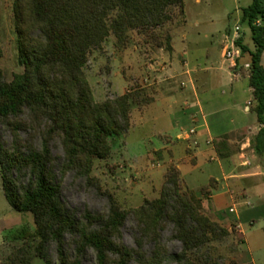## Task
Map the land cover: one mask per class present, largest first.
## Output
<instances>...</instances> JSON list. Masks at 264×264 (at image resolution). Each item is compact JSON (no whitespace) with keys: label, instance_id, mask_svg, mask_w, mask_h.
Wrapping results in <instances>:
<instances>
[{"label":"trees","instance_id":"16d2710c","mask_svg":"<svg viewBox=\"0 0 264 264\" xmlns=\"http://www.w3.org/2000/svg\"><path fill=\"white\" fill-rule=\"evenodd\" d=\"M12 10L23 72L7 81L0 69V167L7 202L16 212L32 215L34 230L19 232L22 243L1 264H34L37 259L44 264H84L90 252L96 264H168L169 258L177 264H236L204 251L239 232L203 211L204 201L217 188L215 179L197 191L185 184L176 165H170L159 197L145 198L136 209H125L107 194L106 213L86 209L78 217L63 201L62 181L75 174L94 185L96 161L111 158L112 140L129 132L133 109L155 102L137 87L98 102L86 73L92 52L110 38L119 50H127L138 33L147 43L173 53L174 36L162 30L177 14L185 16V0H14ZM241 23L249 27L255 49L239 37L236 67L249 54L251 111L261 126L249 149L262 157L264 0H253L243 9ZM3 55L0 33V59ZM4 127L12 135L10 147L3 141ZM233 139L234 134H227L214 142L219 159L241 152L242 142L235 144ZM57 140L64 152L60 179L54 155ZM130 217L136 222L135 248L124 241ZM169 225L172 238L182 244L177 254L164 243ZM52 245L57 248L56 260L50 255Z\"/></svg>","mask_w":264,"mask_h":264},{"label":"rangeland","instance_id":"374dc122","mask_svg":"<svg viewBox=\"0 0 264 264\" xmlns=\"http://www.w3.org/2000/svg\"><path fill=\"white\" fill-rule=\"evenodd\" d=\"M252 1L185 0V16L177 14L175 20L166 25L162 32L172 33L177 38L184 34L185 43L180 44L176 39L174 40L173 45L176 50L174 54L189 60L190 67L196 65L207 71L211 77V86H217L220 78L223 82V78L232 77L233 62L225 59L223 52L231 44L230 41L236 38L237 26L241 27L239 37H243L245 44L252 50L255 49L249 27L241 23L243 9L250 6ZM13 2L14 0H0V33L4 50V55L0 59V69L3 70L7 81H11L15 74L23 72V68L18 63ZM161 51L165 57L159 59ZM168 54L171 53H166L147 43L146 36L138 33H134V44L127 50H119L115 39L110 38L101 49L92 52L86 67L96 100L104 102L114 99L136 87L143 88L147 95L155 98L158 95V85L156 83L152 85L154 80L157 82L162 80L163 84L171 85L173 90H186L184 80L172 78L166 70V67L171 65ZM184 61V59L180 60L181 68H183ZM247 62H250L249 54L241 59L244 65ZM144 108L135 107L132 111V127L129 132L122 138L112 140L111 158L106 161H96L92 174L95 180L94 185H90L86 179L79 178L75 174H70L62 181L63 201L69 210L78 212V217H81L86 209L106 213L109 205L107 194L113 195L127 210L136 209L142 205L145 198L159 197L164 183L166 163L160 162L159 164V161H156L151 154L163 147L165 139L163 129L166 127V122L174 119L175 111L168 113L169 119H163V113L157 112L156 107L148 109L146 113H141ZM254 117L256 118L255 115ZM2 135L4 143L10 147L12 135L6 127L3 128ZM170 135L176 139L173 134L170 133ZM23 136L26 137L25 134ZM40 143L38 140L37 145L40 146ZM193 144L191 141L192 146ZM182 145L186 146V143ZM155 153L154 156L159 157V151L158 154ZM54 155L57 157L56 172L60 179V166L63 163L64 152L58 140L54 143ZM261 158L263 157L258 156L255 163L263 162L264 158ZM204 159L209 165L203 170L194 169L191 163L181 164L184 178L193 187L205 185L209 175L223 179L217 162L210 161V155ZM260 178L264 180V174ZM249 188L250 190L247 191L250 197L249 205L253 204V208L246 205L248 203L246 200L236 201V205L231 206V208L235 207L240 210L241 214L243 213L244 221L241 227L244 236L238 232L204 250L205 253H210L222 262L264 264V217H261L259 212L253 211V209L261 208V202L255 194L256 187ZM203 211L207 215L217 217L212 213V203L209 199L204 201ZM223 216L228 219L227 225L223 223L225 226L238 227L240 221L234 213L227 211ZM254 216L257 218L255 224H249V220ZM24 229L25 231L34 230L33 217L30 214L16 212L7 202L3 192L0 167V264L16 246L22 243L20 241L22 233L19 232H23ZM237 230L239 231L238 228ZM172 231L173 227L169 225L163 234V239L170 253L177 254L181 252L182 244L172 238ZM123 234L125 243L135 248L136 222L132 217L125 224ZM146 248L151 249L150 246ZM71 249L73 248L70 245L67 246V250L71 251ZM50 255L55 260L57 259L58 253L55 245L51 246ZM34 264H44V262L37 259ZM84 264H96L93 252L88 254ZM168 264H177V262L169 258Z\"/></svg>","mask_w":264,"mask_h":264},{"label":"crops","instance_id":"0c3cea01","mask_svg":"<svg viewBox=\"0 0 264 264\" xmlns=\"http://www.w3.org/2000/svg\"><path fill=\"white\" fill-rule=\"evenodd\" d=\"M175 39L180 44L186 41L184 34L178 38L175 36ZM175 51L174 48V52L167 56L171 60V65H168L166 70L172 78L183 79V84L187 86L186 90H173L171 85L163 84L162 80L158 82L154 80L152 85L155 83L158 85V95H154L155 102L141 110V113H146L148 109L156 107L157 112L163 113V119H169L168 113L175 111L174 119L166 122V127L163 129V136H165L163 147L151 155L156 161H159V164L160 162L166 163V171L170 165H176L181 173V164L191 163L194 165V169H206L209 164L204 158L210 155V161L217 162L218 170L223 177L222 180L209 175L205 185L193 187L183 174L182 179L189 188L197 191L208 186L211 179L217 180V188L212 190L209 197L212 203V213L226 225L228 219L224 218V213L227 211L234 213L240 221L237 227L239 234L244 236L241 227L244 221L243 213L241 214L240 210L235 207L231 208V206H235L236 201L244 202L246 200L248 202L246 205L253 208V204L249 205L250 197L247 193L251 186L256 187L255 194L258 201L261 202V208L253 209V211L259 212L260 216L264 217V212H262L264 211V180L260 178L264 174V160L255 163L258 155L249 149L251 137L261 129L257 123L256 114L251 111L253 90L249 86L247 75L249 62L245 65L240 62L236 67L238 59L234 62L231 61L233 62L232 77L223 78V82L220 78L217 86L212 87L211 77L207 71L196 65L190 67L191 62L181 55L174 54ZM160 55L159 59L165 57L162 51ZM181 59L185 60L183 68L180 66ZM242 91L243 93H241ZM192 130H195L196 133L190 136ZM227 134H234L233 142L235 144L242 142L241 152L236 156L221 160L217 155L214 142ZM240 137H245V139L240 141ZM191 141L195 147L191 145ZM183 143H186V146H183ZM155 152L161 158L160 160L159 157L154 156ZM262 157L264 158V156ZM256 216L252 217L248 223L254 225L257 220Z\"/></svg>","mask_w":264,"mask_h":264},{"label":"built area","instance_id":"2783aa9c","mask_svg":"<svg viewBox=\"0 0 264 264\" xmlns=\"http://www.w3.org/2000/svg\"><path fill=\"white\" fill-rule=\"evenodd\" d=\"M236 32H235V39L230 41L231 44L224 50V57L229 60V61H236V59L240 58L241 56V51L236 45V40L239 38V32L241 31V27L237 26L236 27ZM230 40V39H229ZM195 130H192L190 132V136L195 135ZM195 144H197V141H195Z\"/></svg>","mask_w":264,"mask_h":264}]
</instances>
